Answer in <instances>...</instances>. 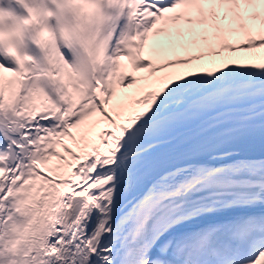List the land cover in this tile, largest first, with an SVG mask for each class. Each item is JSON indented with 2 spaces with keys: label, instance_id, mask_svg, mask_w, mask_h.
Returning a JSON list of instances; mask_svg holds the SVG:
<instances>
[{
  "label": "snow or ice",
  "instance_id": "6c2138e0",
  "mask_svg": "<svg viewBox=\"0 0 264 264\" xmlns=\"http://www.w3.org/2000/svg\"><path fill=\"white\" fill-rule=\"evenodd\" d=\"M16 3L0 264H264V0Z\"/></svg>",
  "mask_w": 264,
  "mask_h": 264
},
{
  "label": "bare ground",
  "instance_id": "6f19581e",
  "mask_svg": "<svg viewBox=\"0 0 264 264\" xmlns=\"http://www.w3.org/2000/svg\"><path fill=\"white\" fill-rule=\"evenodd\" d=\"M7 5V7H5ZM0 7H4L6 9H9L16 14H22V9L17 5L16 0H0ZM264 7V6H262ZM259 23V22H257ZM228 42L229 43H236L238 40L243 39L242 34H231L228 36ZM243 47H246L247 45H242ZM237 49L235 51L229 52L228 50H224L222 55L224 56H231V57H237L242 59L252 58V59H261L264 60V49H253V50H247L245 48ZM144 63H147L144 61ZM175 68V67H174ZM168 69V70H174ZM177 68V67H176ZM126 79H130L126 78Z\"/></svg>",
  "mask_w": 264,
  "mask_h": 264
},
{
  "label": "rangeland",
  "instance_id": "374dc122",
  "mask_svg": "<svg viewBox=\"0 0 264 264\" xmlns=\"http://www.w3.org/2000/svg\"><path fill=\"white\" fill-rule=\"evenodd\" d=\"M128 82V80H125V83H127Z\"/></svg>",
  "mask_w": 264,
  "mask_h": 264
},
{
  "label": "clouds",
  "instance_id": "9594fccd",
  "mask_svg": "<svg viewBox=\"0 0 264 264\" xmlns=\"http://www.w3.org/2000/svg\"><path fill=\"white\" fill-rule=\"evenodd\" d=\"M5 7H7V5H5Z\"/></svg>",
  "mask_w": 264,
  "mask_h": 264
}]
</instances>
